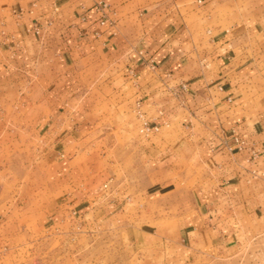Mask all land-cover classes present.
Instances as JSON below:
<instances>
[{
	"label": "crops",
	"instance_id": "obj_1",
	"mask_svg": "<svg viewBox=\"0 0 264 264\" xmlns=\"http://www.w3.org/2000/svg\"><path fill=\"white\" fill-rule=\"evenodd\" d=\"M6 101L7 134L63 143L89 129L80 121L97 104L142 113L153 132L136 145V174L79 184L67 200L78 216L125 223L153 204L174 217L126 224L132 254H172L140 264H206L264 222V0H0Z\"/></svg>",
	"mask_w": 264,
	"mask_h": 264
},
{
	"label": "rangeland",
	"instance_id": "obj_2",
	"mask_svg": "<svg viewBox=\"0 0 264 264\" xmlns=\"http://www.w3.org/2000/svg\"><path fill=\"white\" fill-rule=\"evenodd\" d=\"M7 102L0 105L4 114L11 111ZM96 106L80 121L89 129L67 143L55 135L7 134L14 124L0 119V132L5 130L0 134V264H140L139 254L160 261L171 257L170 250L160 255L128 250L127 223L138 230L157 223L165 228L175 225L174 217L154 215L158 207L153 204L140 207L139 214L129 213L125 223L120 215L102 219L74 215L72 203L67 204L79 184L84 191L107 189L111 177L136 174V145L148 137L140 133L142 122L135 112ZM74 108L75 104L69 110ZM36 124L28 120V128L41 126ZM129 186L133 193H142L147 185H138L141 191L134 182ZM251 227L248 221L242 248L216 252L206 264H264V222Z\"/></svg>",
	"mask_w": 264,
	"mask_h": 264
},
{
	"label": "built area",
	"instance_id": "obj_3",
	"mask_svg": "<svg viewBox=\"0 0 264 264\" xmlns=\"http://www.w3.org/2000/svg\"><path fill=\"white\" fill-rule=\"evenodd\" d=\"M102 7L104 8L105 5L103 4ZM186 89H187L186 85H181L179 90L185 91ZM174 92L179 93V91H174ZM137 112H138L137 115L142 122L140 133L147 137L153 132V129L150 127L149 122L143 117L142 113L139 110Z\"/></svg>",
	"mask_w": 264,
	"mask_h": 264
}]
</instances>
